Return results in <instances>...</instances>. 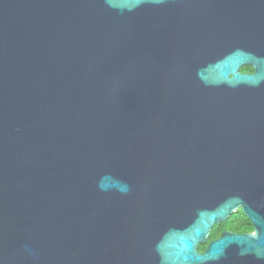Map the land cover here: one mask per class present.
<instances>
[{
    "label": "water",
    "instance_id": "obj_1",
    "mask_svg": "<svg viewBox=\"0 0 264 264\" xmlns=\"http://www.w3.org/2000/svg\"><path fill=\"white\" fill-rule=\"evenodd\" d=\"M0 264H264V0H0Z\"/></svg>",
    "mask_w": 264,
    "mask_h": 264
},
{
    "label": "trees",
    "instance_id": "obj_2",
    "mask_svg": "<svg viewBox=\"0 0 264 264\" xmlns=\"http://www.w3.org/2000/svg\"><path fill=\"white\" fill-rule=\"evenodd\" d=\"M253 69L249 65H242L240 67V71H247L251 72ZM245 223V224H244ZM223 229H229V230H234V231H245L250 229L248 219L246 216L243 214L241 209H237L236 211L232 212L228 218L218 224H214L208 235V239L206 242L199 243L197 246V249L199 251H203L207 245L208 240L214 239L218 237Z\"/></svg>",
    "mask_w": 264,
    "mask_h": 264
},
{
    "label": "flooded vegetation",
    "instance_id": "obj_3",
    "mask_svg": "<svg viewBox=\"0 0 264 264\" xmlns=\"http://www.w3.org/2000/svg\"><path fill=\"white\" fill-rule=\"evenodd\" d=\"M245 72H247V71H245ZM247 218V217H246ZM248 219V218H247ZM248 223H249V227H250V229H248V230H245V231H234V230H229V229H223V230H229V231H233V232H237V233H251L252 231H253V226L250 224V222H249V219H248ZM245 224V223H244ZM222 230V231H223Z\"/></svg>",
    "mask_w": 264,
    "mask_h": 264
},
{
    "label": "clouds",
    "instance_id": "obj_4",
    "mask_svg": "<svg viewBox=\"0 0 264 264\" xmlns=\"http://www.w3.org/2000/svg\"><path fill=\"white\" fill-rule=\"evenodd\" d=\"M26 251L29 252V253H31L32 250L29 249V248H26Z\"/></svg>",
    "mask_w": 264,
    "mask_h": 264
}]
</instances>
